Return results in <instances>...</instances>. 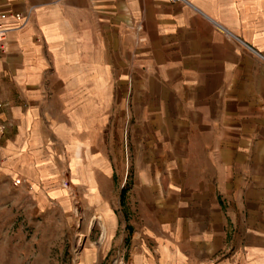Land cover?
Wrapping results in <instances>:
<instances>
[{"label": "crops", "instance_id": "0c3cea01", "mask_svg": "<svg viewBox=\"0 0 264 264\" xmlns=\"http://www.w3.org/2000/svg\"><path fill=\"white\" fill-rule=\"evenodd\" d=\"M0 12V176L59 181L60 157L91 152L111 110L122 136L126 102L131 145L171 167L140 177L178 197L158 264H264V0H0Z\"/></svg>", "mask_w": 264, "mask_h": 264}, {"label": "rangeland", "instance_id": "374dc122", "mask_svg": "<svg viewBox=\"0 0 264 264\" xmlns=\"http://www.w3.org/2000/svg\"><path fill=\"white\" fill-rule=\"evenodd\" d=\"M120 107L122 136L111 110L91 152L78 156L76 145L73 154L60 157L68 169L59 181L32 186L0 176V264H158L156 235L166 241L172 236L164 225L173 226L178 197L160 184L149 190L140 175L167 174L171 167L149 166L159 150L131 145L128 103ZM103 161L109 174L85 169Z\"/></svg>", "mask_w": 264, "mask_h": 264}, {"label": "built area", "instance_id": "2783aa9c", "mask_svg": "<svg viewBox=\"0 0 264 264\" xmlns=\"http://www.w3.org/2000/svg\"><path fill=\"white\" fill-rule=\"evenodd\" d=\"M173 1H181V0H173ZM9 14L7 12H0V59L4 56L7 49V42H8V28L4 25V21L7 19ZM15 18H17L20 21V25L24 26L30 21V14L29 13H20L16 12L13 15ZM1 85V80H0ZM7 129V125L0 126V134L5 132Z\"/></svg>", "mask_w": 264, "mask_h": 264}, {"label": "bare ground", "instance_id": "6f19581e", "mask_svg": "<svg viewBox=\"0 0 264 264\" xmlns=\"http://www.w3.org/2000/svg\"><path fill=\"white\" fill-rule=\"evenodd\" d=\"M102 228H103V230H105L107 232L106 226L104 224L102 225ZM118 263H121V262H118ZM122 264H125V263H122Z\"/></svg>", "mask_w": 264, "mask_h": 264}]
</instances>
